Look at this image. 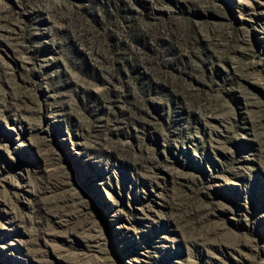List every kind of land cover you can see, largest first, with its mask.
<instances>
[{
  "label": "rangeland",
  "instance_id": "rangeland-1",
  "mask_svg": "<svg viewBox=\"0 0 264 264\" xmlns=\"http://www.w3.org/2000/svg\"><path fill=\"white\" fill-rule=\"evenodd\" d=\"M0 264H264V0H0Z\"/></svg>",
  "mask_w": 264,
  "mask_h": 264
}]
</instances>
